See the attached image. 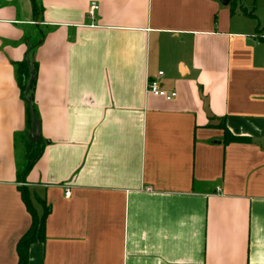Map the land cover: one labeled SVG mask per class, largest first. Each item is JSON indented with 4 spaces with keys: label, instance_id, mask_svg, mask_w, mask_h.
<instances>
[{
    "label": "crops",
    "instance_id": "1",
    "mask_svg": "<svg viewBox=\"0 0 264 264\" xmlns=\"http://www.w3.org/2000/svg\"><path fill=\"white\" fill-rule=\"evenodd\" d=\"M230 1L0 0V264L31 222L14 63L36 40L28 264H264V10Z\"/></svg>",
    "mask_w": 264,
    "mask_h": 264
},
{
    "label": "trees",
    "instance_id": "2",
    "mask_svg": "<svg viewBox=\"0 0 264 264\" xmlns=\"http://www.w3.org/2000/svg\"><path fill=\"white\" fill-rule=\"evenodd\" d=\"M32 5V11L34 17L36 19L41 18L42 14V7L40 0H30ZM233 12V8H231ZM250 15V14H248ZM43 34H41L40 39H42ZM38 40L29 44L28 51L26 53L25 58L17 63H14V71L16 82L18 88L20 90V95L25 101L26 104V127L30 130L31 128V117H30V109L27 101L24 97V92L27 86V83L31 77L30 70H33L32 81L30 86V95L32 100V105L35 111L34 105V91H35V84H36V74H37V62L34 61L32 58V52L34 47L37 45ZM37 118V115H36ZM38 120V119H37ZM219 127L223 129V143L228 144L230 142H240L246 141L244 138L233 136L225 127L224 123L222 122ZM22 140L24 141L25 145V164L21 167H18L16 172L17 180L22 185L18 186V190L21 195V199L26 207V210L29 212L31 216V222L26 230V232L19 238L16 243V253H17V263L16 264H28V248L30 244L43 241L45 238V221L50 213V207L46 205V203L37 195L32 194L29 192L26 186L23 184L26 181V176L36 161L39 159L42 153L43 141L41 143H32L27 139V132L22 135ZM33 200L43 206V211L41 214H38L36 209L33 206Z\"/></svg>",
    "mask_w": 264,
    "mask_h": 264
},
{
    "label": "water",
    "instance_id": "3",
    "mask_svg": "<svg viewBox=\"0 0 264 264\" xmlns=\"http://www.w3.org/2000/svg\"><path fill=\"white\" fill-rule=\"evenodd\" d=\"M229 0H221V2L223 4H228ZM41 40H38L37 43H40ZM31 72V77L27 83L25 92H24V97L25 100L27 101L28 105H29V109H30V117H31V128L29 133L27 134V139L29 141H31L32 143H41L42 142V136L40 133V124L39 121L36 118L35 112H34V108L32 105V100H31V95H30V86H31V81H32V75H33V70H30ZM205 112L210 116L207 106L205 107ZM211 117V116H210ZM48 143V141H47Z\"/></svg>",
    "mask_w": 264,
    "mask_h": 264
},
{
    "label": "built area",
    "instance_id": "4",
    "mask_svg": "<svg viewBox=\"0 0 264 264\" xmlns=\"http://www.w3.org/2000/svg\"><path fill=\"white\" fill-rule=\"evenodd\" d=\"M98 9V5L96 2H91L88 10V16L93 17L94 12ZM158 77L163 75V71H158L157 72ZM145 87H146V92L150 93L154 96H159L163 97L165 100H172L176 96V92L171 90L167 91L161 88L160 83H159V78H151V77H146V82H145ZM69 192L65 191V195H68Z\"/></svg>",
    "mask_w": 264,
    "mask_h": 264
},
{
    "label": "rangeland",
    "instance_id": "5",
    "mask_svg": "<svg viewBox=\"0 0 264 264\" xmlns=\"http://www.w3.org/2000/svg\"><path fill=\"white\" fill-rule=\"evenodd\" d=\"M229 3L230 9L233 4H237L243 5L241 8L245 11L253 9L256 6H258L259 9L264 10V0H231ZM245 8H247V10ZM25 149L24 141L18 140V159L21 167L25 164Z\"/></svg>",
    "mask_w": 264,
    "mask_h": 264
}]
</instances>
